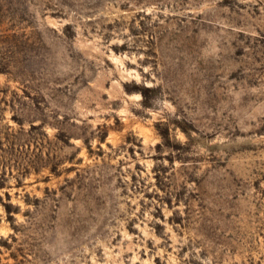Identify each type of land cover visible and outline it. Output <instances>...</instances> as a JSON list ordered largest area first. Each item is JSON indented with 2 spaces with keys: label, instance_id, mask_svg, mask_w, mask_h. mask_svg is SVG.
I'll return each mask as SVG.
<instances>
[{
  "label": "rangeland",
  "instance_id": "374dc122",
  "mask_svg": "<svg viewBox=\"0 0 264 264\" xmlns=\"http://www.w3.org/2000/svg\"><path fill=\"white\" fill-rule=\"evenodd\" d=\"M0 264H264V0H0Z\"/></svg>",
  "mask_w": 264,
  "mask_h": 264
}]
</instances>
